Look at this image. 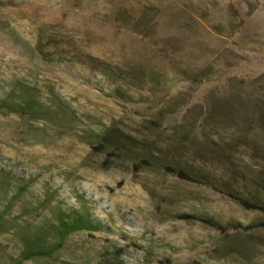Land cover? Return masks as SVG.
<instances>
[{"label":"rangeland","instance_id":"rangeland-1","mask_svg":"<svg viewBox=\"0 0 264 264\" xmlns=\"http://www.w3.org/2000/svg\"><path fill=\"white\" fill-rule=\"evenodd\" d=\"M254 181L264 0H0V264H264Z\"/></svg>","mask_w":264,"mask_h":264},{"label":"trees","instance_id":"trees-1","mask_svg":"<svg viewBox=\"0 0 264 264\" xmlns=\"http://www.w3.org/2000/svg\"><path fill=\"white\" fill-rule=\"evenodd\" d=\"M32 103L34 104L33 95L31 93L29 94L28 98H25L24 101L20 102V104H22L24 107L26 106L27 108H31L33 106ZM166 168L169 169L170 172L185 180H202L204 181V183L207 182L208 184H211L213 180L210 178V174L204 171H202L201 174L198 170L194 171L191 169H184L183 167H176L173 165H168V167ZM254 183L259 185L258 194L260 196H258L255 192L250 196H243L237 193L235 190L229 189H225V193L246 209H256L264 211V183H259L256 181H254ZM227 186H229L230 188L231 185L227 183ZM78 200L81 201L80 198ZM81 205V209H76L68 213H62L58 215V222L57 226L55 227L58 239H63L72 231H79L82 229H96V225L93 222L92 217L89 215L90 213L86 208L85 203ZM33 253L34 252L25 249L23 251L22 258L31 257L32 255H34Z\"/></svg>","mask_w":264,"mask_h":264}]
</instances>
